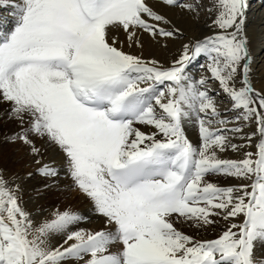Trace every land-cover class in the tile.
<instances>
[{
    "label": "snow or ice",
    "instance_id": "snow-or-ice-1",
    "mask_svg": "<svg viewBox=\"0 0 264 264\" xmlns=\"http://www.w3.org/2000/svg\"><path fill=\"white\" fill-rule=\"evenodd\" d=\"M0 8V264H264V23L248 25L249 0ZM24 181L88 203L35 222ZM181 222L221 230L198 238Z\"/></svg>",
    "mask_w": 264,
    "mask_h": 264
},
{
    "label": "bare ground",
    "instance_id": "bare-ground-1",
    "mask_svg": "<svg viewBox=\"0 0 264 264\" xmlns=\"http://www.w3.org/2000/svg\"><path fill=\"white\" fill-rule=\"evenodd\" d=\"M250 8L248 12V25H255L257 31L260 30V26L264 23V0H249ZM7 10L0 8V14H4ZM173 19L177 24L181 27H185L187 29L188 23L186 18L180 15L179 13L173 14ZM207 23V16L205 13H201L199 22L195 25V27L199 30V32L207 33L209 29L206 27ZM147 40V38H145ZM179 41H175L173 46H170L169 51L175 52V49L178 48ZM135 50V49H134ZM145 55H155L162 60L165 59L168 55V52L164 51L162 48L157 47H145L144 49ZM253 66L256 72V77L258 78L260 75V69L264 67V47H261L259 44L253 50ZM205 63V57L203 55L197 57L195 61L192 62L191 66L189 67V71L193 74L199 75L201 68L200 65ZM190 135L194 134V130H189ZM10 149V146H6V150ZM248 151H255L254 146H250ZM228 158H235L236 154L232 153L230 150L225 154ZM10 170H23V161L16 164L9 165ZM215 181H218L220 184H225V180L222 177H213L210 178ZM67 183L68 181H64ZM38 185L33 181H24L23 182V192H22V200L24 203V207L30 213H32L33 219L35 222H39L44 218V216L48 215L52 208L56 206H60L61 208L71 206L73 209L83 210L85 205L88 203L83 197L77 198H66L65 195L61 192H57L56 190H52L50 193H46L43 195H37L35 192V188ZM43 208L45 211L38 212L37 208ZM95 222L98 224L99 221L96 218H93ZM222 223V221H221ZM91 227L92 225H86ZM181 227L183 231L187 234L196 235L198 238H214L217 234H219L221 228L218 225L215 229H208L205 232L203 227L197 226L194 223L188 222H181L177 225ZM254 257L257 260L264 261V241H256L254 252Z\"/></svg>",
    "mask_w": 264,
    "mask_h": 264
}]
</instances>
